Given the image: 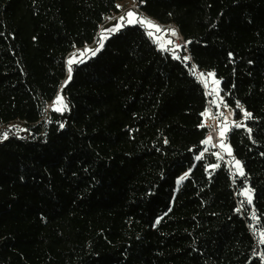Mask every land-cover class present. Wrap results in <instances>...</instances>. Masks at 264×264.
Returning <instances> with one entry per match:
<instances>
[{
	"label": "trees",
	"instance_id": "16d2710c",
	"mask_svg": "<svg viewBox=\"0 0 264 264\" xmlns=\"http://www.w3.org/2000/svg\"><path fill=\"white\" fill-rule=\"evenodd\" d=\"M121 1L0 0V128L29 132L0 141V264H264V0H136L183 55L127 25L62 83ZM207 71L251 114L230 155L206 147Z\"/></svg>",
	"mask_w": 264,
	"mask_h": 264
},
{
	"label": "rangeland",
	"instance_id": "374dc122",
	"mask_svg": "<svg viewBox=\"0 0 264 264\" xmlns=\"http://www.w3.org/2000/svg\"><path fill=\"white\" fill-rule=\"evenodd\" d=\"M120 5L122 8V11L119 14L112 17L111 19H109L107 22H105L100 27L96 42L90 45H85L83 47L75 48L66 55L65 57V77L62 83H67L70 80L74 66L76 64L85 62L88 59L95 56L103 48L107 37H109L111 34H114L118 30H120L122 27L127 26V25L137 24V25L142 26L145 29L148 37L157 45L158 48H160L163 51H168L177 57L183 55L181 53L182 48L178 44V34L179 33L175 26L171 24H161L157 22L156 20H154L153 18L147 16L145 13H143L142 11L138 9L136 0H122ZM128 12L135 13V20L137 22L135 23L127 22L129 19L127 17ZM121 17H124L125 19L122 21ZM140 20H146V21L151 22L152 24L158 26L160 31H157L156 28L148 27L147 24L140 23L139 22ZM172 30H175L176 35H172ZM150 32L152 33V35H149ZM183 57L187 58L186 55H184ZM70 69L71 71H69ZM209 73L214 74L211 71L202 72V73L196 72L197 76L202 81L205 91L209 97L210 106L207 107V109L205 110L203 114V118L206 121L205 125L210 123L209 130L215 129L218 134L214 141L213 140L209 141V138H208L207 140L208 145L206 144V147L209 146L210 144L211 146H214L216 150L222 156H224L225 154L230 155L231 148L228 142L226 141L227 132L232 127L245 126L246 120L248 118V116L247 117L245 116V113H248V112L243 107H240L239 108L240 116L236 117L235 115L236 109L233 107H228L223 104L222 95H221V80L217 78L215 75L209 76L208 75ZM201 74H204V75H201ZM216 81H219V83L218 84L215 83ZM58 96L63 98V104L56 105L62 108V110L59 112H63L67 110V104H66L64 97L62 96L61 92H57L52 102L47 104L45 107V110H44L45 117L47 116V113L49 112V110L54 108V101L56 100ZM63 105H66V107H63ZM222 129L224 130L223 137H221L220 135V131ZM4 133H7V136L16 135L18 137H24L29 134L25 125L20 122H12V123L3 125L0 128V141L4 139L3 138ZM221 145H224V146L222 147ZM229 150H230V153H229ZM226 157L228 159V163L230 164V167L232 168V171L237 172V169L235 166L236 160L232 158H228V156ZM245 190H248L252 196V190L247 184H245V186L242 187L240 193L244 192ZM242 197L244 198V200L247 201L246 196L242 195ZM262 233H264V231L258 230V236L260 240L264 238L261 236Z\"/></svg>",
	"mask_w": 264,
	"mask_h": 264
},
{
	"label": "snow or ice",
	"instance_id": "6c2138e0",
	"mask_svg": "<svg viewBox=\"0 0 264 264\" xmlns=\"http://www.w3.org/2000/svg\"><path fill=\"white\" fill-rule=\"evenodd\" d=\"M127 17L129 18L128 21H127L128 23H135V22H137V21L135 20V13H133V12H128V13H127ZM124 19H125L124 17H121V20H122V21H123ZM139 22H140V23H143V24H147L148 27H150V28H156L157 31H160V29L158 28V26L152 24V23L149 22V21H146V20H140ZM149 35H152V33L150 32ZM172 35H176L175 30H172ZM101 46H102V45H101ZM70 63H71V61H70ZM69 71H71V69H70ZM201 75H204V74H201ZM208 75H209V76H214V74H212V73H209ZM215 83L218 84L219 81H216ZM62 104H63V98L60 97V96H58V97L56 98V100L54 101V108H53V110H54V111H61L62 108H61V107H58V106H56V105H62ZM237 106L239 107V104H238ZM63 107H66V105H63ZM250 115H251V114H249V113H245V116H246V117H247V116H250ZM202 126H203V125H202ZM249 131H250V130H249ZM220 135H221V137H223V135H224V130H223V129L220 131ZM3 138H4V139L7 138V133H4V134H3ZM210 139H211V137H209V141H210ZM206 142H208V141H206ZM221 146L223 147L224 145H221ZM229 153H230V150H229ZM235 166H236V169H237V172L239 173V175L243 176V175H244V172H243V169H242V167H241V165H240V162H239V161H236V162H235ZM241 195H244V196L247 197V203H248V204H251V203H252V196H251V193H250L248 190H245L244 192H242ZM242 203H243V202H242ZM238 211H239V209H238ZM261 236L264 237V233H262ZM260 242H261V243H264V238H262Z\"/></svg>",
	"mask_w": 264,
	"mask_h": 264
},
{
	"label": "built area",
	"instance_id": "2783aa9c",
	"mask_svg": "<svg viewBox=\"0 0 264 264\" xmlns=\"http://www.w3.org/2000/svg\"><path fill=\"white\" fill-rule=\"evenodd\" d=\"M178 44H179V46H181L183 48H186V42H185V40L183 39V37L180 34H178ZM209 106H210V103L208 104V107ZM210 109H211V107H210ZM205 124H206V121H205ZM206 126L209 128L210 127V123H208ZM217 135H218L217 131L215 129H213V130L211 129V130H209L208 138L211 137L210 140L214 141L216 139Z\"/></svg>",
	"mask_w": 264,
	"mask_h": 264
}]
</instances>
